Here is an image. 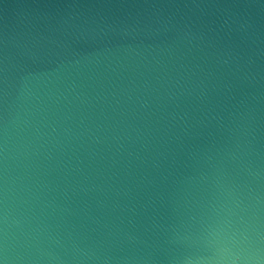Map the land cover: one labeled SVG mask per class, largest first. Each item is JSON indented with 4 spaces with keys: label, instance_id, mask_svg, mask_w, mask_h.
<instances>
[{
    "label": "water",
    "instance_id": "obj_1",
    "mask_svg": "<svg viewBox=\"0 0 264 264\" xmlns=\"http://www.w3.org/2000/svg\"><path fill=\"white\" fill-rule=\"evenodd\" d=\"M5 204L14 264H208L264 224V0H0Z\"/></svg>",
    "mask_w": 264,
    "mask_h": 264
},
{
    "label": "clouds",
    "instance_id": "obj_2",
    "mask_svg": "<svg viewBox=\"0 0 264 264\" xmlns=\"http://www.w3.org/2000/svg\"><path fill=\"white\" fill-rule=\"evenodd\" d=\"M7 205L0 211V264H14L24 260L18 252L25 241L26 234L19 235L12 229ZM18 223V222H17ZM220 252L208 264H264V224L256 217L250 218L242 228L232 233H217Z\"/></svg>",
    "mask_w": 264,
    "mask_h": 264
}]
</instances>
